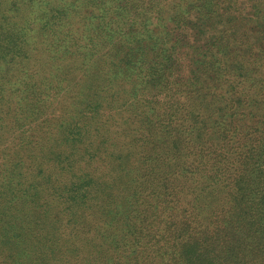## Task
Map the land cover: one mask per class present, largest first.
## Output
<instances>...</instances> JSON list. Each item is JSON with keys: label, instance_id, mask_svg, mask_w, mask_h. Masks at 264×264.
<instances>
[{"label": "rangeland", "instance_id": "1", "mask_svg": "<svg viewBox=\"0 0 264 264\" xmlns=\"http://www.w3.org/2000/svg\"><path fill=\"white\" fill-rule=\"evenodd\" d=\"M239 64L264 70V0H0V264L264 261V140L232 151L248 246L184 206L211 184L199 132L222 147L253 126L213 111L215 77L228 93Z\"/></svg>", "mask_w": 264, "mask_h": 264}, {"label": "trees", "instance_id": "2", "mask_svg": "<svg viewBox=\"0 0 264 264\" xmlns=\"http://www.w3.org/2000/svg\"><path fill=\"white\" fill-rule=\"evenodd\" d=\"M217 63L220 65L221 71L226 69L223 60L219 59ZM254 68L255 71H253ZM254 68L252 70H247L248 68L244 65L236 66L234 69L236 73H238L237 78L239 81L231 85V91L226 94L222 91L223 87L220 76L215 77L218 88L216 96L214 95V97L220 104H224L225 108L220 107L217 103L213 105L215 107L213 111L217 114L222 111H228L230 109L233 111L237 109L236 116H242L243 122L253 124V126L250 127L246 124L244 127H238L236 125L235 131L230 133L228 139H226L228 143H225L222 147L209 140L211 129H213L209 127V131L204 129L203 132H199V137L202 138L203 143L197 146L195 144H190L189 146V154L199 158V161L202 163L200 166L201 174L203 177H208L211 184L204 188L202 192L206 199V205L200 207L195 203V197L191 192L190 198L186 199L187 202H185L184 205L185 212L187 216L192 218V228L200 231V233L204 232L205 235H207V231L212 228L215 232H218L217 235L220 236L222 242H225L224 240L229 242V246L232 245L230 241L232 238L240 240L242 245H249V238L245 236L246 234L241 236L236 230L235 221L233 219L234 216L229 204L231 198L234 196L231 194V191L239 184L237 176L239 164L237 158L233 157L232 151H236L237 148H241V150L249 149V146L250 148H254L253 143H260V141L264 140V133H260L262 131L259 130L262 128L260 125H264V116L255 110L260 103V101L256 99V90L259 92L260 96L264 97V76L259 77V75L264 73V70H260V66H254ZM218 74L220 75V73ZM257 79L259 81H256ZM166 83V85L169 84L168 87L172 88L174 93V87L171 85L172 82L167 80ZM164 93L165 90L160 92V96H158L159 100L165 95ZM163 115L164 117L159 121V126H164L165 122L167 125L168 121L172 119L171 113H164ZM191 116H193L192 112ZM196 118L197 115L195 116V119ZM152 128L153 131L148 130L149 137L153 136L155 131H157V126ZM257 130L259 132H256ZM175 153L180 156L178 152ZM201 174L198 172V176H201ZM174 200L178 208L182 206V203H180V195H178V197L175 196ZM202 237L206 240L209 239L203 235ZM232 256L234 257V255ZM237 258L239 259L237 264H264L263 260H255V257L251 254L243 255L240 253Z\"/></svg>", "mask_w": 264, "mask_h": 264}]
</instances>
